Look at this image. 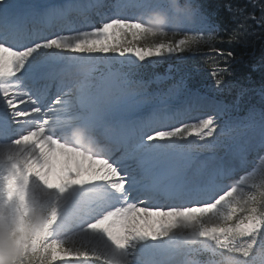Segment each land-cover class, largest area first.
Wrapping results in <instances>:
<instances>
[{"label": "snow or ice", "instance_id": "obj_1", "mask_svg": "<svg viewBox=\"0 0 264 264\" xmlns=\"http://www.w3.org/2000/svg\"><path fill=\"white\" fill-rule=\"evenodd\" d=\"M249 19L264 7L229 33L178 0H0V264H264V107L224 120L240 97L134 78L189 53L224 88L215 42Z\"/></svg>", "mask_w": 264, "mask_h": 264}, {"label": "trees", "instance_id": "obj_2", "mask_svg": "<svg viewBox=\"0 0 264 264\" xmlns=\"http://www.w3.org/2000/svg\"><path fill=\"white\" fill-rule=\"evenodd\" d=\"M203 5H208V13H211L219 21L223 28H227L230 33L235 29L245 16H249L251 11L245 0H199ZM231 5L232 9H241L243 14L239 18H234L233 13L228 10ZM264 6V3L262 4ZM226 19L221 15L224 13ZM222 20V22H221ZM249 35L239 43H220L218 49H223L225 52L231 51L232 58L224 57L218 58L220 63L227 60L222 67H226L228 72L224 74L225 84L231 87H238L242 91L251 87H264V28L257 26V24L249 19L246 21ZM223 38L227 39V34H221ZM207 60V59H206ZM216 66L208 65V69H213ZM213 84L214 79L212 77ZM250 80V82H249ZM255 85V86H254Z\"/></svg>", "mask_w": 264, "mask_h": 264}, {"label": "rangeland", "instance_id": "obj_3", "mask_svg": "<svg viewBox=\"0 0 264 264\" xmlns=\"http://www.w3.org/2000/svg\"><path fill=\"white\" fill-rule=\"evenodd\" d=\"M179 1L181 2V0H178V2ZM192 4H194L193 3V0H185V6H188L190 8V10H192L193 12H196L197 10H196V8ZM193 18H195V16ZM155 59L156 58H149L150 61H154ZM70 235H71V233H70ZM77 242H79V241L77 240Z\"/></svg>", "mask_w": 264, "mask_h": 264}, {"label": "bare ground", "instance_id": "obj_4", "mask_svg": "<svg viewBox=\"0 0 264 264\" xmlns=\"http://www.w3.org/2000/svg\"><path fill=\"white\" fill-rule=\"evenodd\" d=\"M207 157H208V156H207ZM207 157H204V158H202L201 160H202V161H204V160H206V159H207Z\"/></svg>", "mask_w": 264, "mask_h": 264}, {"label": "clouds", "instance_id": "obj_5", "mask_svg": "<svg viewBox=\"0 0 264 264\" xmlns=\"http://www.w3.org/2000/svg\"><path fill=\"white\" fill-rule=\"evenodd\" d=\"M150 22L155 23L154 21H150Z\"/></svg>", "mask_w": 264, "mask_h": 264}]
</instances>
